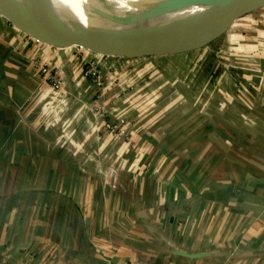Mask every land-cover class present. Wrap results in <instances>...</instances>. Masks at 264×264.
<instances>
[{"label":"crops","instance_id":"crops-1","mask_svg":"<svg viewBox=\"0 0 264 264\" xmlns=\"http://www.w3.org/2000/svg\"><path fill=\"white\" fill-rule=\"evenodd\" d=\"M244 16L262 44L221 52L203 90L190 78L173 128L129 129L137 163L102 179L45 127L36 53L0 14V264H264V10Z\"/></svg>","mask_w":264,"mask_h":264},{"label":"rangeland","instance_id":"rangeland-1","mask_svg":"<svg viewBox=\"0 0 264 264\" xmlns=\"http://www.w3.org/2000/svg\"><path fill=\"white\" fill-rule=\"evenodd\" d=\"M262 10L264 5L248 13ZM246 14L196 47L141 55L103 54L76 45L59 47L21 30L22 51L30 55V49H34L33 67L46 83L40 104L45 127L53 129L54 140L63 142L67 152L81 157L88 172L94 169L102 179L110 173L122 174L113 160L132 157L123 168L128 172L137 163L135 157L138 156L119 148L118 143L126 140L123 136L129 129L142 132L144 129L156 131L160 125L173 128L182 114L188 113L190 78L195 82L197 79L203 90L206 76L220 78L221 72H228L224 64L218 74L214 72L218 67L214 68L215 62L223 61L221 52L227 49L243 52L245 45L262 44L261 40H256L262 31L253 29L247 33L235 26V22L248 21L249 16L244 18ZM41 54H44L43 59L39 58ZM69 55L79 58L77 75L70 74L73 71L68 60L63 63L62 59ZM68 64L69 68L65 66ZM224 73L221 76L225 78ZM72 79L76 85L67 84ZM80 79L85 82L82 86ZM185 121L188 122V117ZM183 127L188 129V123ZM79 141L84 143V149L77 146ZM95 164L96 167L91 166Z\"/></svg>","mask_w":264,"mask_h":264},{"label":"water","instance_id":"water-1","mask_svg":"<svg viewBox=\"0 0 264 264\" xmlns=\"http://www.w3.org/2000/svg\"><path fill=\"white\" fill-rule=\"evenodd\" d=\"M262 5L264 0H205L198 13L183 18L179 24L160 27L157 31L160 36L156 39L137 34H102L97 30L82 36H69L20 0H0V14L19 29L48 44L76 45L103 54L141 55L196 47L224 31L235 18Z\"/></svg>","mask_w":264,"mask_h":264},{"label":"bare ground","instance_id":"bare-ground-1","mask_svg":"<svg viewBox=\"0 0 264 264\" xmlns=\"http://www.w3.org/2000/svg\"><path fill=\"white\" fill-rule=\"evenodd\" d=\"M69 36L137 34L156 39L160 27L198 13L205 0H20ZM263 6V5H262ZM261 7V6H260ZM259 8V7H258Z\"/></svg>","mask_w":264,"mask_h":264},{"label":"built area","instance_id":"built-area-1","mask_svg":"<svg viewBox=\"0 0 264 264\" xmlns=\"http://www.w3.org/2000/svg\"><path fill=\"white\" fill-rule=\"evenodd\" d=\"M118 264H149V263H147V262H145V261H141V260H131V261H124V262H120V263H118Z\"/></svg>","mask_w":264,"mask_h":264}]
</instances>
